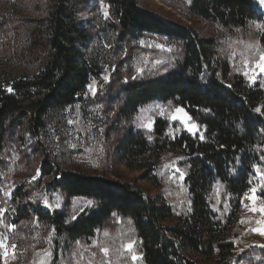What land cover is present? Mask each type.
Instances as JSON below:
<instances>
[{
    "label": "trees",
    "instance_id": "1",
    "mask_svg": "<svg viewBox=\"0 0 264 264\" xmlns=\"http://www.w3.org/2000/svg\"><path fill=\"white\" fill-rule=\"evenodd\" d=\"M4 1L0 0V34L10 24H20ZM104 1L112 21L107 27L119 32V43L148 34L180 47V56L167 69L146 72L118 88L116 119L126 120L150 102L170 103L187 112L201 136L186 131L173 136L169 130L179 123L167 115L155 118L151 131L129 128L120 134L114 153L120 163L140 170L141 179L161 186L165 158L181 172L182 179L169 180L158 197L134 182L61 168L49 162L43 149L40 172L52 176V190L66 199H88L95 209L75 218L65 211L35 208L33 215L52 228L57 244L89 245L94 240L89 249L102 264H110V256L116 264H264V247L256 249V244H249L254 241L238 250L237 228L242 227L236 225L244 195L255 188L256 197L264 201V73L254 81L246 79L243 65L228 60L221 35L202 36L192 25L146 11L138 0ZM90 2L48 0L43 18L26 19L28 49L36 52L28 51V67L4 77L11 91L0 86V156L17 130H26L42 147L39 136L48 113L82 98L93 73L85 52L92 32L79 14ZM177 2L179 11L221 32L256 22L264 46V12L256 0ZM15 59L20 62V57ZM128 243L133 244L131 250L124 247ZM102 248L109 250L107 259ZM254 248L256 259L251 254ZM133 255L138 258L133 260Z\"/></svg>",
    "mask_w": 264,
    "mask_h": 264
},
{
    "label": "rangeland",
    "instance_id": "2",
    "mask_svg": "<svg viewBox=\"0 0 264 264\" xmlns=\"http://www.w3.org/2000/svg\"><path fill=\"white\" fill-rule=\"evenodd\" d=\"M138 2L146 11L169 21L182 26L192 25L202 36L221 35L220 45L227 52L230 58L228 60L236 59L237 63L243 65L246 79L254 81L251 77L264 73L257 67L264 46L259 41L260 28L256 22H249L244 29L221 32L217 27L179 11L178 7L181 5L177 0ZM2 4L12 9L9 11H14L17 18L15 20L20 21V24H10L0 34V86L8 91L9 86L5 85L4 77H8L7 73L10 71L16 72L28 67L31 60L28 51L36 52L35 49H28L29 26H25L26 19L43 18L48 0H5ZM256 4L264 12V5L259 0H256ZM105 10L108 16H105ZM79 15L83 22H88V29L92 32L85 52L93 62V73L82 98L62 110L48 113L46 127L39 136L43 148L22 129L8 138L6 148L0 156V209H3L0 213V240L9 245L7 264H102L89 249L95 244L94 240L89 245L69 241L57 244L52 228L33 215L32 209L35 208L39 212L65 211L71 218H75L81 212L95 209V204L92 201L89 204L88 199H66L59 190H52L49 186L52 176L42 175L40 172L43 149L49 162L61 168L134 182L146 194L158 197L167 190L169 180L182 179L181 172L173 165V160L165 158L161 165V178L166 174L161 186L141 179L140 170L120 163L114 153L120 134L129 128L151 131L155 118L167 115L171 121L179 123L178 127L172 126L169 130L173 136L182 131L201 136L200 127L191 120L187 112L170 103L150 102L140 106L126 120L119 116L116 119L120 103L115 97L118 88L124 83L138 80L146 72L157 73L167 69L172 65L174 57L180 56L178 44L164 37L148 34L119 43V32L114 33L107 27L112 21L104 0H91ZM16 57H20V62H17ZM2 71L5 73H1ZM178 108L187 114L185 119H172L173 115H178ZM192 124L197 127L190 132L188 127ZM172 171L180 172V176H174ZM252 196L256 199H249ZM253 206L256 211L251 210ZM262 206L264 201L259 200L251 190L242 197L240 221L236 223L242 227L237 228L238 250L244 249L249 241H254L249 244H256V249L264 245V235L252 231L264 227V224L258 223L264 221V212L259 211ZM247 231L249 233H245ZM13 244L16 245L14 256L11 248ZM256 249L251 252L252 255L255 253L253 259L257 258ZM3 252L4 249L0 248V264H5ZM108 257L109 253L105 259ZM109 262L116 264L112 256Z\"/></svg>",
    "mask_w": 264,
    "mask_h": 264
},
{
    "label": "snow or ice",
    "instance_id": "3",
    "mask_svg": "<svg viewBox=\"0 0 264 264\" xmlns=\"http://www.w3.org/2000/svg\"><path fill=\"white\" fill-rule=\"evenodd\" d=\"M259 3L261 4V5H264V0H259ZM105 16H108V12H107V10H105ZM257 27L258 28H260L261 27V25H257ZM162 47V46H161ZM257 67L260 69V71L261 72H264V52H261L260 53V59H259V61L257 62ZM245 75H248V73H244ZM105 79H107V77H105ZM251 79H255V77L253 76V77H251ZM89 88H91V85H89ZM12 89L11 88H9L8 89V91H11ZM255 111H257V112H261V108H257V109H255ZM176 113L178 114V115H173V117H172V119H185L186 117H187V114L186 113H184V110L183 109H180V108H178V109H176ZM179 114H182V115H179ZM262 114H264V113H262ZM188 119H190V118H188ZM197 126L195 125V124H192V125H190L189 127H188V131H193L195 128H196ZM202 139H203V137H201ZM262 159H264V158H262ZM253 167H256L257 168V171H259V168L257 167V166H253ZM261 175L262 176H264V173H261ZM34 179H35V177H34ZM251 191L253 192V193H255V191H256V189L255 188H253V189H251ZM249 199H251V200H255L256 198H255V196H252V197H249ZM45 203H47V201H45ZM89 204H91L92 202L91 201H89L88 202ZM50 206V205H49ZM252 211H256L257 209H256V207L255 206H253V208L251 209ZM259 211H261V212H264V206H262L260 209H259ZM3 212V209H0V213H2ZM258 223H262V224H264V221H260V222H258ZM12 228H15V225H12L11 226ZM252 231H255V232H258L260 235H264V227H261V228H256V229H253ZM105 235H107V233H105ZM124 247H126V248H128L129 250H131L132 248H133V244L132 243H129V244H127V245H125ZM260 247H264V245H260ZM0 248H3L4 249V252H3V257H4V260H5V264H7V257H8V255H9V252H8V248H9V245H7L5 242H4V240H0ZM11 248L13 249V252H12V255L14 256L15 255V248H16V245L15 244H13V245H11ZM102 251L105 253V255H107V253H108V249L107 248H103L102 249ZM241 251H243V249H241ZM138 257H136L135 255H133V257H132V259H137Z\"/></svg>",
    "mask_w": 264,
    "mask_h": 264
}]
</instances>
